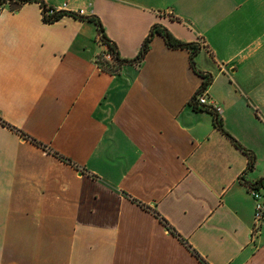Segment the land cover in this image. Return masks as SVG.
<instances>
[{"label": "crops", "instance_id": "0c3cea01", "mask_svg": "<svg viewBox=\"0 0 264 264\" xmlns=\"http://www.w3.org/2000/svg\"><path fill=\"white\" fill-rule=\"evenodd\" d=\"M40 1L122 61L160 25L212 82L158 34L109 71L94 22L0 9V264H264V0Z\"/></svg>", "mask_w": 264, "mask_h": 264}, {"label": "trees", "instance_id": "16d2710c", "mask_svg": "<svg viewBox=\"0 0 264 264\" xmlns=\"http://www.w3.org/2000/svg\"><path fill=\"white\" fill-rule=\"evenodd\" d=\"M31 2H37L41 5L42 10H43V20L45 23H48V24L55 23L64 16H70V17H73L75 19H79L81 21L94 22L96 24V26L98 27L99 34L101 36V40L106 44V46L109 48V51L114 56V60L112 61V63L105 62V61L99 62L100 64H103L105 66L106 70L114 71V69L116 67H118L119 65H121L122 63H125V62L134 63V62L141 61L145 57V55L148 53L149 45H150L152 39L154 38V36L156 34H158V35L163 37L166 45L169 48H171V49H186L190 52L191 66H192L193 70L196 72V74H198L203 79L202 91H205L208 88V86L210 85V83L212 82L211 75L205 74L196 68L195 58L199 54L201 47L195 43L188 44V43H183V42L179 41L166 28H164L160 25H155L152 28L149 36L147 37V39L144 42V45H143L142 50L140 52V55L135 60H133V61H122L120 59L117 46L115 45V43H113L106 36L104 28L102 26V23L100 22V20L97 17H94V16L84 17V16L77 14V13H71V12L67 13L64 11H55L54 9H48L47 6L40 0H0V9L9 5L10 9L15 11V10H18L22 5H24L26 3H31ZM191 104H192V107L196 110H204V111L212 114V116L214 118L215 127L218 128L220 131H222L236 145V147L241 149L248 156L249 162H250L249 163L250 168H253L255 163H256V157L251 152L242 148L228 133H226V131L223 128L222 120L220 118L219 113H217L216 111L211 110L207 107L198 106L196 98H194V100L192 101ZM248 189L250 190V192L251 191H257L260 193L262 192L264 194V178L260 179L259 181L255 182L253 184H249ZM263 197H264V195H263Z\"/></svg>", "mask_w": 264, "mask_h": 264}, {"label": "built area", "instance_id": "2783aa9c", "mask_svg": "<svg viewBox=\"0 0 264 264\" xmlns=\"http://www.w3.org/2000/svg\"><path fill=\"white\" fill-rule=\"evenodd\" d=\"M113 60H114L113 54L109 50H107L104 54H102L99 57L98 63L103 62V61L112 63ZM196 101L198 103V106L207 107V108L214 110L217 113H219V109L212 106V104L208 103V99L206 98L204 93L199 95L198 97H196ZM251 194H252V196L255 200V203H256V214H255L256 225H255V229H254V231H255V230H257V226L261 222H264V197L260 192H257V191H251Z\"/></svg>", "mask_w": 264, "mask_h": 264}, {"label": "rangeland", "instance_id": "374dc122", "mask_svg": "<svg viewBox=\"0 0 264 264\" xmlns=\"http://www.w3.org/2000/svg\"><path fill=\"white\" fill-rule=\"evenodd\" d=\"M55 11H56V10H55ZM261 223H262V222H261ZM261 223H260V224H261Z\"/></svg>", "mask_w": 264, "mask_h": 264}]
</instances>
